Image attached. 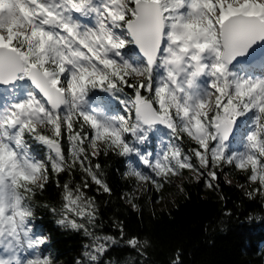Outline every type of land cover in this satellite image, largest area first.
<instances>
[{"label": "snow or ice", "instance_id": "snow-or-ice-1", "mask_svg": "<svg viewBox=\"0 0 264 264\" xmlns=\"http://www.w3.org/2000/svg\"><path fill=\"white\" fill-rule=\"evenodd\" d=\"M129 46L138 53L126 55ZM262 46L264 0H0V88L9 93L0 98V264H53L29 203L49 166L84 173L82 186L63 185L57 222L91 238L83 255L98 264L117 243L90 230L98 209L82 190L90 180L111 194L92 164L101 153L137 158L146 171L129 163L125 176L157 193L185 169L218 187V171L234 166L256 185L248 197L264 200V58H254ZM97 90L124 114H109ZM158 125L172 139L153 158L137 145ZM185 134L194 142L187 152L173 143ZM29 140L47 149L46 161ZM126 245L145 255L148 241L133 236Z\"/></svg>", "mask_w": 264, "mask_h": 264}, {"label": "trees", "instance_id": "trees-1", "mask_svg": "<svg viewBox=\"0 0 264 264\" xmlns=\"http://www.w3.org/2000/svg\"><path fill=\"white\" fill-rule=\"evenodd\" d=\"M125 91L131 95L130 89ZM95 97L106 100L117 114H124L117 99L98 90ZM149 136L152 142L147 146L152 147L155 131L152 130ZM165 136L171 141L168 130H165ZM128 139L133 140L131 136ZM173 143L179 144L184 152L194 146L186 134L181 141ZM29 144L30 151L46 161L47 149L31 140ZM145 146L146 143L142 144L143 149ZM62 147L67 156L66 138L62 140ZM97 163L111 194L98 192L90 180V186L82 188L87 196L95 199L98 209L95 226L89 225V228L94 235L112 236L117 241L107 245L108 250L99 257L98 264H264V200L258 195L248 197L247 193L256 185L249 184L244 172L234 166H225L218 171L214 181L218 187L210 189L204 179L195 178L192 171L185 169L179 186L165 184L157 193L148 182L136 191L135 178L125 176L129 163L146 171L137 158L101 153L92 159L93 165ZM225 173L231 181L225 179ZM49 175L46 186L42 190L36 187L29 202L34 212L33 228L48 238L45 254L50 255L53 264H77V260L91 264L83 255L84 245L91 244V238L86 237L83 230H74L57 222L64 202L63 185L70 183L73 189L77 184L82 186L84 173L77 166L72 175L68 172L57 175L49 166ZM126 194L135 198L137 209L123 198ZM163 197H167L166 202L160 206L158 202ZM53 208L57 212L54 213ZM120 225L123 226V238ZM133 236L148 241V246L142 249L145 255H139L137 250L126 245Z\"/></svg>", "mask_w": 264, "mask_h": 264}, {"label": "rangeland", "instance_id": "rangeland-1", "mask_svg": "<svg viewBox=\"0 0 264 264\" xmlns=\"http://www.w3.org/2000/svg\"><path fill=\"white\" fill-rule=\"evenodd\" d=\"M130 47L131 46H129V48L127 49V52H126V55H131V54H133L134 52L131 50H129L130 49ZM158 71V73L160 74V75H163L164 73H163V69H158L157 70ZM17 94H22V89H20V88H17ZM9 95V93L6 91V90H4V89H0V98H6L7 96ZM104 101V100H103ZM108 105V104H107ZM93 106H95V104H93ZM109 114H117L116 112H113V110L111 109V107H110V113ZM154 131H155V139L153 140V146L151 147V146H147V145H149L152 141L150 140L151 138H150V136H149V134H148V140L145 142L146 143V146L144 147V149H143V147H142V144L141 145H137L138 147H140V149H141V151H143V152H145V153H152L153 154V158H155V154L158 152V151H161L164 147H166L167 146V144H168V139L166 138V136H165V130H168V129H166L165 127H163V126H156V128H154L153 129ZM45 131H47L46 129H45ZM169 131V130H168ZM150 133V132H149ZM177 144V143H176ZM231 147L234 149V150H240V145L238 144V142L237 141H233L232 142V145H231ZM91 151V150H90ZM33 155H35L36 156V158H38V159H40V157L39 156H37V154L36 153H32ZM138 163H139V161H138ZM192 175L195 177V178H197V175H196V173L195 172H193L192 173ZM224 177H225V179L227 180V181H231L232 180V178L230 177V176H228V175H224ZM184 178L182 177V176H179V177H172L171 178V180H172V182L170 183L171 185H173L174 187H176V186H179V184L181 183V181L183 180ZM137 182V181H136ZM147 184V182H137V184H136V191H138V190H140L141 188H143L145 185ZM170 197H171V195H169L168 196V199H170ZM165 198V199H164ZM166 198L167 197H163V199H161L159 202H158V205H160V206H162L163 204H165V202H166ZM31 223H32V221H31ZM33 230L35 231V229L33 228ZM36 232V231H35ZM38 235H41L39 232H36ZM43 236H45V235H43ZM46 237V236H45ZM47 241H48V238H47ZM47 241H46V243H47ZM46 243H45V245H46ZM45 245H43L42 246V252L45 254Z\"/></svg>", "mask_w": 264, "mask_h": 264}, {"label": "water", "instance_id": "water-1", "mask_svg": "<svg viewBox=\"0 0 264 264\" xmlns=\"http://www.w3.org/2000/svg\"><path fill=\"white\" fill-rule=\"evenodd\" d=\"M262 47H264V46H262ZM132 49H133L136 53H138V50L135 49L134 46H132ZM263 54H264V48L257 49L256 53L254 54V58H255V60H257L258 58H260Z\"/></svg>", "mask_w": 264, "mask_h": 264}]
</instances>
